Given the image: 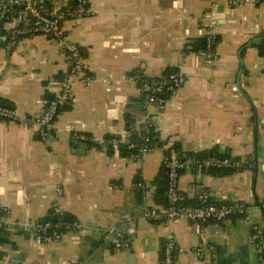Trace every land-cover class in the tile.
I'll use <instances>...</instances> for the list:
<instances>
[{"label":"crops","instance_id":"0c3cea01","mask_svg":"<svg viewBox=\"0 0 264 264\" xmlns=\"http://www.w3.org/2000/svg\"><path fill=\"white\" fill-rule=\"evenodd\" d=\"M90 8L89 16L67 19L64 26L80 44L94 81L74 85V100L56 117L47 141L28 125L0 119V212H10L0 229V264H18V254L26 257L21 264H161L169 234L176 241V264H259L251 224L264 223V3L90 0ZM212 21L220 44L210 65L203 39ZM16 27V20L0 16V103L38 118L68 72L69 59L43 34L13 37ZM138 68L151 78L171 70L186 76L166 109L152 110L163 142L182 154L215 149L248 164L234 171L183 170L182 200L197 204L209 192L218 203L242 201L251 206L250 220L233 216L202 226L184 217L150 220L135 183L143 180L154 204L163 207L156 185L163 150L131 158L119 147L79 139L87 133L126 140L136 132L145 93L127 77ZM55 202L88 228L44 244L27 225L47 218ZM201 232L212 249L199 251ZM117 233L127 246L104 241Z\"/></svg>","mask_w":264,"mask_h":264},{"label":"built area","instance_id":"2783aa9c","mask_svg":"<svg viewBox=\"0 0 264 264\" xmlns=\"http://www.w3.org/2000/svg\"><path fill=\"white\" fill-rule=\"evenodd\" d=\"M225 1L232 7L264 3V0ZM45 3L46 0H0V16L13 18V20H16L17 25L20 26L16 27V30L12 32L13 37L15 35L43 34L55 40L69 59L68 72L55 96L48 102L38 118L21 116L14 106L0 103V119L32 127L43 141H47L49 138L52 125L61 110L74 100V85L79 83L89 86L94 81L86 55L80 44L70 36L64 26V22L67 19H79L89 16L92 13L90 0H75V4L72 7L65 4L53 6L51 9L45 8ZM204 16L207 17L208 15L205 14ZM215 23V21L211 22L204 36V61L210 65L218 58V47L220 44V36ZM127 80L138 82L145 93L143 101L144 115L136 130L138 134H141L142 142L138 145L137 151L130 154V157L141 158L145 154L161 149L164 152L163 165L168 169L167 205L164 208H158L154 204L153 196L150 189H148L149 186L143 180H138L135 183L136 187L143 191L144 216L153 221H173L184 217L201 226L210 221L223 222L233 216H240L250 220L251 206L242 201L218 203L212 199L209 192L202 193L197 204H186L181 201L179 179L183 170H241L248 167L245 161L229 155L212 154L198 157L182 154L179 157L174 150L170 154L165 153L166 149L172 148V144L170 142L159 144L161 138L158 139L152 110L155 109L157 112L164 111L167 107L169 96L185 84L186 76L180 71L171 70L160 77L151 78L147 76L143 69L138 68L128 75ZM78 137L82 141L97 143L104 149L108 148V146L118 147L121 141H125L121 136L120 138L115 136L109 139L87 133H79ZM135 146L137 145L130 143V147ZM114 187H117V185H114ZM260 207L264 214V200ZM9 215L8 209L0 212V229L5 226V218H8ZM30 226L41 243L49 244L62 240L67 233L83 232L88 228V223L68 216L60 203L55 202L47 218L30 223ZM251 228L258 250L259 264H264V223L252 221ZM200 240V252H203V249L207 247L209 249L213 248V246H208L205 243L203 232L200 233ZM104 241L112 242L115 248L127 246L123 233H117L112 237L107 235ZM175 251V238L173 234H169L164 240L161 264H176Z\"/></svg>","mask_w":264,"mask_h":264},{"label":"trees","instance_id":"16d2710c","mask_svg":"<svg viewBox=\"0 0 264 264\" xmlns=\"http://www.w3.org/2000/svg\"><path fill=\"white\" fill-rule=\"evenodd\" d=\"M75 4V0H70L69 2V6H74ZM45 8L47 9H51L53 6H51L47 0H46V3H45ZM203 44L205 45V42H204V39H203ZM131 122L129 123L128 125V128L127 129H131ZM154 134H156L155 132H153ZM119 137L120 138V135L118 134H111V135H106L105 137L106 138H113V137ZM161 138L158 134V139ZM128 141V142H127ZM142 142V138H141V134H138V132H134V134H130L128 136V139H126L124 142H120L119 143V149H120V152L121 154L125 155V156H130V154L134 153L137 151V147L138 145ZM163 141L162 139L159 140V144H161ZM91 143V142H90ZM130 143H134L135 147H130ZM91 144H97V143H91ZM112 146H108V148H110ZM172 148H169V149H166L165 153L166 154H170L172 153V151L174 150L176 153H180V149L177 145H172L171 146ZM212 154H220L218 152H216L215 149H212L210 151H203V152H197L195 154H192L190 153L189 155H192V156H198V157H204V156H208V155H212ZM210 170H217V169H210ZM218 171H234L233 169H224V170H218ZM156 185H157V191H158V196H160V202H162V206H158V208H164L166 205H167V198H166V190H167V184H168V169L166 168L165 165H163L162 167V171L160 173V176H158L157 180H156ZM181 201L184 202L181 198ZM185 203V202H184ZM45 219V218H44ZM43 220V219H41Z\"/></svg>","mask_w":264,"mask_h":264},{"label":"water","instance_id":"95a60500","mask_svg":"<svg viewBox=\"0 0 264 264\" xmlns=\"http://www.w3.org/2000/svg\"><path fill=\"white\" fill-rule=\"evenodd\" d=\"M145 99V96L143 98V101ZM178 156L181 157L182 156V153H178ZM5 220H8L7 218H5ZM10 228H13V229H19V228H24L26 227L25 225H22V224H18V223H10L9 224ZM27 227H31L30 224L27 225ZM19 256V257H18ZM26 257H20V254L16 255L15 256V259L18 260V264H21L22 261H24Z\"/></svg>","mask_w":264,"mask_h":264}]
</instances>
